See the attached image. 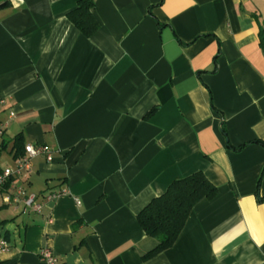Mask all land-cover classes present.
Returning <instances> with one entry per match:
<instances>
[{"label": "crops", "instance_id": "obj_1", "mask_svg": "<svg viewBox=\"0 0 264 264\" xmlns=\"http://www.w3.org/2000/svg\"><path fill=\"white\" fill-rule=\"evenodd\" d=\"M78 1L0 0V173L18 135L51 151L0 192V264H264V0H94L91 38ZM197 172L218 196L143 262L138 214Z\"/></svg>", "mask_w": 264, "mask_h": 264}, {"label": "trees", "instance_id": "obj_2", "mask_svg": "<svg viewBox=\"0 0 264 264\" xmlns=\"http://www.w3.org/2000/svg\"><path fill=\"white\" fill-rule=\"evenodd\" d=\"M94 8V0H79L76 8L67 14L68 20L87 38L94 36L100 28L93 13ZM259 40L264 54V20L260 26ZM246 146L247 144L242 145L236 150L241 151ZM24 147L23 136H16L13 145L14 159L25 156ZM4 150L5 144L0 150V157ZM10 184L11 181H8L6 189ZM218 194V187L203 172L172 182L164 194L154 198L137 216L148 239L154 241L150 249L141 254L142 261L148 262L174 247L194 207L203 200H214Z\"/></svg>", "mask_w": 264, "mask_h": 264}, {"label": "built area", "instance_id": "obj_3", "mask_svg": "<svg viewBox=\"0 0 264 264\" xmlns=\"http://www.w3.org/2000/svg\"><path fill=\"white\" fill-rule=\"evenodd\" d=\"M24 148L25 156L19 160L16 169H6L0 173V192L7 190L6 184L8 181H11L10 185H14L12 179L20 178L24 173H31V162L33 159L42 155L46 156L49 160L51 159V151L45 146L26 145ZM59 197L60 195L55 193L45 196L28 194L25 190L17 188L15 192L7 193L4 201L9 205L20 204L22 206V214L36 213L37 215L43 212L46 204L55 202ZM77 204L80 205V202H77ZM8 246L6 240L0 241V251H5L8 249ZM40 257L47 264H55L57 262V259L54 258L49 250H43Z\"/></svg>", "mask_w": 264, "mask_h": 264}, {"label": "rangeland", "instance_id": "obj_4", "mask_svg": "<svg viewBox=\"0 0 264 264\" xmlns=\"http://www.w3.org/2000/svg\"><path fill=\"white\" fill-rule=\"evenodd\" d=\"M0 161H1L0 163H1V164H3V157H2V158H0Z\"/></svg>", "mask_w": 264, "mask_h": 264}]
</instances>
